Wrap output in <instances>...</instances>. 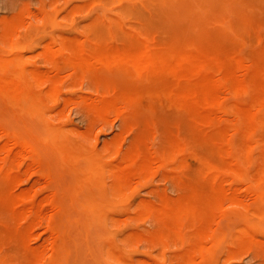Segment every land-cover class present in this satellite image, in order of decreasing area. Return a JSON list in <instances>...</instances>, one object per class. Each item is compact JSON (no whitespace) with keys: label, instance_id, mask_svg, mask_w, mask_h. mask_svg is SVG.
Returning <instances> with one entry per match:
<instances>
[{"label":"bare ground","instance_id":"obj_1","mask_svg":"<svg viewBox=\"0 0 264 264\" xmlns=\"http://www.w3.org/2000/svg\"><path fill=\"white\" fill-rule=\"evenodd\" d=\"M91 3L101 12L89 16L80 34L65 27L84 9L74 6L62 19L45 13L38 24L31 18L20 42L12 40L16 22L1 37L0 109L30 121L23 132L15 123L9 128L0 113V264H83V247L108 264H163L136 260L134 240L144 246V256L150 245L159 252L166 241L187 243L189 249L170 264H217V248L228 239L236 246L264 240V0ZM114 3L118 11L109 15ZM195 18L207 26L191 25ZM31 40H41L37 57L45 70L27 55ZM245 43L252 48L243 49ZM63 71L103 95L84 106L89 122L112 114L134 126L135 140L123 154L114 146L103 153L86 132L65 131L50 120ZM106 75L114 80L98 79ZM239 94L247 96L244 104L228 102V95ZM36 122L43 133L34 130ZM173 126L178 133H170ZM153 133L160 137L157 149ZM57 162L69 163L79 187L56 188L39 200L35 192L13 193L12 186L34 169L58 182ZM164 170L184 172L180 197L139 201L133 209L139 186ZM237 181L253 203L238 229L215 230L225 208L248 207L235 189L225 188ZM138 219L158 230H124ZM38 222L52 234L46 257L25 245L26 231Z\"/></svg>","mask_w":264,"mask_h":264},{"label":"rangeland","instance_id":"obj_2","mask_svg":"<svg viewBox=\"0 0 264 264\" xmlns=\"http://www.w3.org/2000/svg\"><path fill=\"white\" fill-rule=\"evenodd\" d=\"M92 0H0V40L3 35L4 29L11 24L16 22L14 34L12 40L15 42L21 41L22 34L28 30L29 22L35 20L38 24H43L45 22V13H50L53 16H57L58 19H62L66 16L68 12L72 10L74 6H83L84 9L82 12L73 14L65 24L66 28L73 27L74 32L80 34L81 29L84 25L88 23L89 16L91 14H96L101 12L100 5L91 3ZM109 15H114L117 11V4H111ZM140 13L147 14L146 10H140ZM185 15V14H183ZM140 20V18H135ZM135 19H132L131 23H138ZM143 18H141L142 20ZM179 21H176V25H179ZM200 23L204 27L207 26L206 22L200 19L191 20L190 24L195 25V22ZM18 22V23H17ZM173 23V22H171ZM182 27H185L182 26ZM51 27L49 25L45 26V32H50ZM19 41V42H20ZM30 51L27 52L30 60L39 67L40 70H45L42 63L39 61L37 54L40 51L38 43L41 40H31ZM243 49H251L252 45L250 43H245L242 46ZM61 77V87L60 92L58 93V101L53 104V113H50V120L60 126L65 131L73 130L76 133L86 132V137L89 140L90 144L94 146L97 150L102 151L103 153H109L111 148L114 146L116 150L121 151L123 154L130 144L135 140L134 126L122 125V122L119 118L114 115L108 116L104 121L92 120L89 122L88 109L84 106L90 105L95 101L99 100L103 95L99 94V91L94 89V86H91L83 79H77L70 81L69 72L63 71L60 73ZM101 81L109 82L113 81V76H104L98 78ZM97 82V80H96ZM100 84V81L97 82ZM104 85V84H101ZM42 91L46 90V85L40 87ZM228 102L235 104H244L247 101V96L245 95H228ZM85 104V105H84ZM3 107V106H1ZM2 117L6 120L8 119L9 128L14 126V123L20 127V130L23 132L25 130V123L30 120L23 118V121L16 120L11 112L6 111L3 107L0 109ZM226 119H232V116L225 115L223 116ZM26 121V122H24ZM13 123V124H12ZM37 122L33 125L35 126ZM34 130L38 133L36 127ZM39 126L41 127L39 129ZM37 127L38 130L43 133L41 124ZM16 127V126H14ZM150 130H154V124L148 126ZM178 127L171 128L169 130L171 134L178 133ZM169 129V128H166ZM195 129L203 130V127L197 126ZM208 132V130H207ZM157 135V134H156ZM155 133L153 136L156 137ZM0 143H2V138L0 136ZM154 143V145H153ZM157 143V144H156ZM148 144V143H147ZM110 145L108 148L107 146ZM152 145L157 149L160 145V137H156ZM156 145V146H155ZM17 150H11L10 154L15 157ZM115 157V156H114ZM58 169L60 170L61 176L59 177V183L54 184L50 183L49 179L45 176H41L36 169L31 170L29 173L21 176V179L12 186L13 193L21 192H35L38 196L36 199L39 200L44 196H47L50 193V190H56V188H72L77 185V181L72 175L70 165L67 162L56 163ZM182 173L176 170H164L163 172L156 174L149 182H145L140 185L133 200L134 208L139 201L147 202H156L159 198H164L167 200H177L180 197L179 190L185 186L184 180L181 177ZM56 184L58 186H56ZM78 186V185H77ZM55 187V188H54ZM79 187V186H78ZM225 188L235 189V194L238 199L244 205L246 210H236L232 208H225V214H219L214 221V229L222 230V232L228 233L233 232L238 229L243 219L245 218L247 208H250L253 203V197L246 194V188L244 185L240 184V181H237V185L230 183L225 185ZM50 212L46 209L47 219ZM26 224V219L22 220L18 224L19 228H24ZM125 229H132L136 232L148 231L155 232L158 230V227H155L150 220L138 219L133 222V224H128ZM118 230V227H117ZM27 239L26 246L31 252L37 253L41 251L42 257H46L49 253V242L52 239V234L49 230L45 228L42 223H35L29 230L26 231ZM132 243V249L135 251V258L139 260L145 258L149 262L153 263L158 260L163 264H170L175 261L186 252L189 248L187 243L184 241H166L163 243L161 250L158 252L155 247L150 245L148 247L149 255L144 256L143 253L139 251L144 249V246L137 240H134ZM253 245L250 246H236L229 239L220 245L217 248V264H264V240H256ZM97 253L100 252L96 249ZM82 259L83 264H99L102 260L101 254H99L98 259H93L88 252L86 247H83L82 250ZM38 264H48L45 262V259H42Z\"/></svg>","mask_w":264,"mask_h":264}]
</instances>
